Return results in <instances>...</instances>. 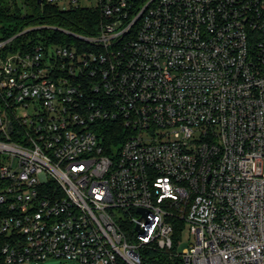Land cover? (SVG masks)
<instances>
[{
	"label": "built area",
	"instance_id": "1",
	"mask_svg": "<svg viewBox=\"0 0 264 264\" xmlns=\"http://www.w3.org/2000/svg\"><path fill=\"white\" fill-rule=\"evenodd\" d=\"M44 1L101 22L0 29L5 264H264V0Z\"/></svg>",
	"mask_w": 264,
	"mask_h": 264
},
{
	"label": "trees",
	"instance_id": "2",
	"mask_svg": "<svg viewBox=\"0 0 264 264\" xmlns=\"http://www.w3.org/2000/svg\"><path fill=\"white\" fill-rule=\"evenodd\" d=\"M100 22V12L94 8L63 10L58 5L46 4L44 0L40 4L38 0H0V29L5 38L32 27H53L76 35L93 37L98 33ZM39 43L45 45L78 44L71 36L46 28L26 33L15 39L16 45L28 46ZM106 138L105 136V140ZM174 225L176 234H178L183 223L178 222ZM145 260L146 264H182L178 260L167 262L165 257L157 252H147ZM0 264H5L2 255H0Z\"/></svg>",
	"mask_w": 264,
	"mask_h": 264
},
{
	"label": "rangeland",
	"instance_id": "3",
	"mask_svg": "<svg viewBox=\"0 0 264 264\" xmlns=\"http://www.w3.org/2000/svg\"><path fill=\"white\" fill-rule=\"evenodd\" d=\"M81 5H87V4L82 2ZM89 5H93V3ZM189 240L190 238L188 237V231L187 229H184V231L180 235V244L178 246V251H181L182 249L187 248ZM32 264H35V263H32ZM37 264H70V263L63 261V260L49 259L44 262H38Z\"/></svg>",
	"mask_w": 264,
	"mask_h": 264
},
{
	"label": "water",
	"instance_id": "4",
	"mask_svg": "<svg viewBox=\"0 0 264 264\" xmlns=\"http://www.w3.org/2000/svg\"><path fill=\"white\" fill-rule=\"evenodd\" d=\"M38 3L40 4L41 3V0H38Z\"/></svg>",
	"mask_w": 264,
	"mask_h": 264
}]
</instances>
